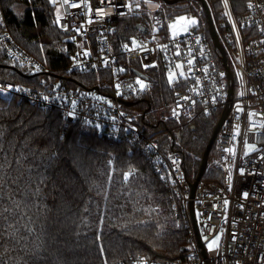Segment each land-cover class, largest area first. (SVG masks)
<instances>
[{
    "label": "trees",
    "instance_id": "obj_1",
    "mask_svg": "<svg viewBox=\"0 0 264 264\" xmlns=\"http://www.w3.org/2000/svg\"><path fill=\"white\" fill-rule=\"evenodd\" d=\"M147 10L148 0H138ZM159 2L169 18L195 16L207 28L199 0ZM215 18L219 0H206ZM234 6L245 5L232 0ZM31 56L69 88L94 89L112 81L106 71L67 74L73 43L57 27L49 0H0V17ZM148 14L123 16L116 24L119 48L150 42ZM141 24L145 33L136 29ZM2 27L0 25V31ZM122 62H126L121 57ZM134 71H141L138 65ZM126 72L122 76L132 75ZM155 75L151 91L134 97L144 132L158 130V112L176 90ZM30 76L0 46V82L29 86ZM36 79V80H34ZM150 80V78H149ZM30 83V84H28ZM33 84V83H32ZM164 108V116L167 114ZM221 117L218 111L160 139L165 152L179 154L195 181L204 152ZM167 125H172L167 123ZM217 154V142L209 160ZM111 161V163H110ZM130 173L127 179L124 174ZM209 167L203 180L220 181ZM175 199L148 155L130 140L111 141L75 122L65 126L58 111L0 95V264H185L191 251L190 218L177 215Z\"/></svg>",
    "mask_w": 264,
    "mask_h": 264
},
{
    "label": "built area",
    "instance_id": "obj_2",
    "mask_svg": "<svg viewBox=\"0 0 264 264\" xmlns=\"http://www.w3.org/2000/svg\"><path fill=\"white\" fill-rule=\"evenodd\" d=\"M219 2L221 14L217 18L209 10L223 53L216 47L208 24L203 28L200 19L192 15L187 17L195 18L198 23L189 25L187 32L173 36L169 26L174 24V18H169L161 8L154 12L137 8L138 0H104L103 3L55 0L54 24L74 45L66 73L106 71L112 81L105 85L104 91L99 86L95 91V88L72 89L62 84L64 80L53 77L49 69L18 44L1 16V49L25 70L28 81L30 76L42 75V78H36V83H28L29 86L0 82V95L19 97L43 110L58 111L65 126L78 122L106 139L130 140L142 148L168 185L177 215L190 218L192 251L185 264H264V0H243L245 5L236 7L232 0H227V6L225 0ZM112 4L124 6L117 10ZM100 8L102 11H97ZM146 14L158 39L152 37L150 42L138 44L139 47L119 48L115 36L118 20ZM177 64L182 67L177 68ZM137 65L141 68L138 72L147 80L150 78L147 73L162 74L167 79L169 72L174 73L171 85L182 88L165 104L167 117L156 124L158 130L153 133L144 132L138 123L141 113L130 110L135 107L132 99L144 90L137 79H145L132 72ZM130 71L132 75L122 76ZM214 96L216 103L212 100ZM119 100L133 105L125 106ZM237 107L241 110L237 111ZM173 110L177 115H173ZM225 110L228 113L216 139L217 154L207 167L219 170L221 180L202 178L192 194L193 181L188 179L184 160L176 152H165L160 139L172 134L179 136L183 128L200 117L218 111L222 115ZM245 141L255 144L256 149L249 151ZM229 148L234 154L225 151ZM191 203L202 242L205 237L212 240L219 235L218 249L209 251L203 243L206 254L202 251L191 219Z\"/></svg>",
    "mask_w": 264,
    "mask_h": 264
},
{
    "label": "water",
    "instance_id": "obj_3",
    "mask_svg": "<svg viewBox=\"0 0 264 264\" xmlns=\"http://www.w3.org/2000/svg\"><path fill=\"white\" fill-rule=\"evenodd\" d=\"M165 4L171 6V5H175L177 4L180 0H162ZM182 1V0H181ZM201 3H202V6L206 12V16H207V24H208V28H209V32L211 33L212 37H213V40H214V43L216 45V47L218 48V50L223 53V49L221 47V45L219 44L218 42V38L215 34V29H214V25H213V21H212V16H211V13H210V10H209V7L207 5V3L205 2V0H199ZM136 29L142 33H145L146 32V28L144 26H142L141 24L139 25H136ZM224 62H226V59H224ZM135 74L139 75L140 77H142L143 79L147 80V77L142 74L141 72H138V71H135ZM95 91H98V88L96 87L95 88ZM123 105L125 106H132L133 103L132 102H127V101H122V100H119ZM227 113H228V110H225L222 112V115L214 129V132L212 134V137H211V140L207 146V149L206 151L204 152V155H203V158H202V162H201V168H200V171H199V174L196 178V180L193 182L192 184V194H194L195 192V188L198 184V182L201 181V179L203 178L206 170H207V167H208V161H209V155H210V152H211V149L213 148V145L215 144L216 142V139H217V135L220 131V128L221 126L223 125L224 123V120L227 116ZM190 214H191V219H192V222L194 224V229H195V232H196V236H197V239H198V242L201 246V249L202 251L205 253V248H204V244L202 242V239H201V236H200V233H199V229H198V224H197V220H196V216H195V208H194V204L191 203L190 204ZM206 254V253H205Z\"/></svg>",
    "mask_w": 264,
    "mask_h": 264
},
{
    "label": "snow or ice",
    "instance_id": "obj_4",
    "mask_svg": "<svg viewBox=\"0 0 264 264\" xmlns=\"http://www.w3.org/2000/svg\"><path fill=\"white\" fill-rule=\"evenodd\" d=\"M49 2L50 3H55V0H49ZM63 2L64 3H68V0H63ZM101 2L103 3L104 2V0H101ZM148 2H150V0H148ZM225 5L227 6V0H225ZM74 6H77V5H74ZM112 7H114V8H117V10L120 8V7H122V6H124V5H122V4H112L111 5ZM128 7H129V9H131V5L129 4V5H127ZM136 7L137 8H139L140 7V5L139 4H137L136 5ZM156 7H160V5H156ZM249 7H251V4H249ZM89 13H91V11H92V9H91V6L89 5ZM97 11H102V8H100V9H97ZM119 14H123V13H119ZM178 20L179 21H184V25H183V27H181L179 30L180 31H184V32H187L188 31V25H196L198 22H197V20L195 19V18H186V17H179L178 18ZM57 23H59V15H58V18H57V21H56ZM92 21H91V19H89V23H91ZM171 29H172V35L173 36H176L177 34H178V32H177V26L175 25V24H173V25H170L169 26ZM132 45H133V47H139V45L137 44V42L135 41V39H133L132 40ZM125 48H127L128 46L127 45H125L124 46ZM85 54H87V53H85ZM188 63L189 64H191L192 63V61L190 60V61H188ZM148 65H145V67H147ZM176 67L177 68H181L182 66L180 65V64H177L176 65ZM174 73H172V72H169V74H168V79H169V83H172V81H173V78H174ZM180 75L182 76V75H184V73L183 72H181L180 73ZM220 75H221V77H223L224 76V73H220ZM239 75V74H238ZM137 84H139L140 85V88L143 90L144 88H146V85L144 84V82L142 81V80H140V79H137ZM9 88H11L12 86L11 85H9L8 86ZM117 88H119V85H117ZM135 91V90H134ZM119 94V93H118ZM223 95H226V93L225 94H223ZM240 95H243V93H240ZM45 99H48V97H45ZM184 99H188L187 97H184ZM212 100H213V103H216L217 102V98L214 96L213 98H212ZM73 103H75V101H73ZM241 109H239V107H237V111H240ZM207 111V110H206ZM69 115L71 116V115H73V113H69ZM173 115H177V113H176V111L175 110H173ZM251 115H252V113H249V116L251 117ZM96 127L98 128L99 127V125H96ZM245 147L249 150V151H252V150H255L256 149V145L255 144H249V143H247V141H245ZM225 151H227V152H232L233 154H234V150L233 149H231V148H229V149H225ZM245 154H247V153H245ZM110 163H111V161H110ZM240 173H241V175H243V169H241L240 170ZM130 175V173H125L124 174V176H125V179H127L128 178V176ZM229 178H231V174H230V177ZM244 196H247V193H244ZM224 204L225 205H227L228 204V201L227 200H225L224 201ZM242 207V206H241ZM233 238H235V236H233ZM205 239H207L206 237H205ZM219 240H220V236L219 235H217L216 237H214L208 244H207V248H208V250L209 251H212L213 249H218V247H219V244H218V242H219ZM141 264H144V261L142 260L141 261ZM237 264H239V262H237Z\"/></svg>",
    "mask_w": 264,
    "mask_h": 264
},
{
    "label": "rangeland",
    "instance_id": "obj_5",
    "mask_svg": "<svg viewBox=\"0 0 264 264\" xmlns=\"http://www.w3.org/2000/svg\"><path fill=\"white\" fill-rule=\"evenodd\" d=\"M157 4L160 5L159 2H156V3L155 2H149V4H147V7H148L147 10L150 11V12L157 11L158 8H161V7H156ZM140 7H141V5H140ZM147 10H146V12H147ZM182 16L188 18L186 15H178V16H175L174 19H173L174 20V24L177 26V32L178 33L182 32L179 29L181 27H183V25H184V21H179L178 20V18L179 17H182ZM188 27H189V25H188ZM149 31H150L151 35L153 36V39H158L157 37L154 36V33L156 32L155 27H153L152 25H150ZM170 31L172 33V29L171 28H170ZM147 74L150 77V80H142L144 82V84L146 85V88H144V90L147 89V90L151 91V87L153 86V81H154L155 75L153 73H147ZM169 84H171V83H169ZM164 108H165V105L162 106L160 108L159 112H158V119L159 120L165 119L167 117V114L164 116ZM130 110L132 112L136 113V114H140V112L137 110L136 107H131ZM197 219L199 220V214H197ZM210 241L211 240H208V239L203 238V243H205L206 248H207V244Z\"/></svg>",
    "mask_w": 264,
    "mask_h": 264
}]
</instances>
